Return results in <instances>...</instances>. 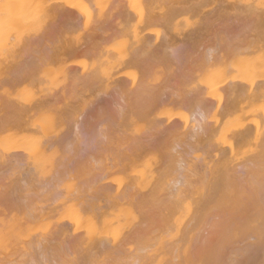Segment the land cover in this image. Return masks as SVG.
<instances>
[{"label":"bare ground","instance_id":"6f19581e","mask_svg":"<svg viewBox=\"0 0 264 264\" xmlns=\"http://www.w3.org/2000/svg\"><path fill=\"white\" fill-rule=\"evenodd\" d=\"M105 11L112 18L120 13L122 21L117 16V23L125 24L128 31L144 33L128 34V38L137 37L129 45L130 38H121L127 33L121 26L122 36L117 39L109 41L107 33L108 39L101 36L106 48L94 41L97 49H87L84 40L80 41L85 42L83 48L75 40L77 46H69L68 40L76 39L69 32L67 46L55 38L66 46L60 49L59 62L56 48L58 53L51 58L57 57V63L46 59L51 55L48 50L56 46L53 43L43 52L45 58L38 57L52 63L35 66L31 61V69L41 66L40 71L24 75L25 54L32 55L26 53L28 45L45 21H61L68 29L83 23L88 31L94 19V24L105 22ZM159 19L165 25H159ZM182 23L184 30H179ZM214 23L227 24L226 29L242 26L235 45H226V36L213 31ZM103 26L98 28L104 31ZM160 29L166 31L163 37ZM77 31L79 35L83 28ZM91 36L85 39L93 41ZM141 46L151 47L152 54L143 53L145 47L138 54ZM99 47L106 53L111 47L112 53L104 54L110 58L114 51L148 59L155 54L159 61L162 57L168 67L162 61L152 64L153 57L145 63L157 71L169 68V75L165 70L158 72L168 76L163 80L172 79L173 88L163 91L164 95L155 90L157 94L153 80L150 83L143 73L150 76L151 72L150 80L157 83L156 75L151 78L156 70L149 72L151 65L140 67L144 59L139 57V64L133 61L145 70L139 74L140 68L129 64L132 60L126 63L135 59L131 57L122 61L132 68L121 63V70L125 69L117 73L115 65L117 77L113 78V71V79L104 77L108 81L104 85L111 80L110 91L98 83L101 93L91 99L95 91L90 85L100 82L99 75L104 76L103 66L108 64ZM40 51L34 50L35 54ZM126 67L133 70L129 72L133 75L128 74L135 79L143 75L142 83L135 80L130 86L132 77L122 73ZM90 74L97 75V80L92 75L89 82ZM39 77L43 84L36 82ZM80 79H87L82 80L86 85L81 82L85 87L78 83ZM135 83L143 87L138 99L146 98L144 107L143 100L135 99L143 107L140 111L137 102L134 108L128 98L134 92L129 94V88L138 91ZM40 84H46L45 88ZM124 84L129 87L127 95L125 86L120 90ZM58 86L69 88L73 96L60 89L70 98L64 95V101L71 100L68 108L60 102L67 115L52 101V90H59ZM165 86L156 89L162 92ZM41 88L52 89V97L48 93L52 99L45 96L44 100ZM87 89L93 92L89 102L85 101ZM79 92L87 94L81 97L87 103L82 107L77 106ZM63 94L55 96L59 99ZM123 100H129L124 102L131 103L136 113ZM71 110L78 116H72ZM58 124L64 129L54 133ZM0 264H264V0H0Z\"/></svg>","mask_w":264,"mask_h":264},{"label":"rangeland","instance_id":"374dc122","mask_svg":"<svg viewBox=\"0 0 264 264\" xmlns=\"http://www.w3.org/2000/svg\"><path fill=\"white\" fill-rule=\"evenodd\" d=\"M111 9H112V8H111ZM113 10H114V9H113ZM109 11H110V10H109ZM109 11H105V14H103V13H104V11H103L102 14L104 15V19L102 18L103 16L100 17V18L103 19L102 21H105V22H102V21H101L103 24H99V23L94 24V23H93L94 21H95V23L97 22V20L94 19L93 22H91L90 24L87 25V27L90 25V26L87 28L89 32H88L87 30H85V27H86V26H84V27L82 26L83 23H82V25L80 24L81 27H80L79 24H78L77 28H78V27H79V28H78V29H77V28H74V29H75V30H74L73 28H69V29H68V27H65L63 23H60L61 21L59 22L58 20H55V19H53L54 22L51 21V20H49V19H48L49 21H47V23H46V21H45V23H43L42 26L34 32V33L36 34V36L34 35V36H32V37L35 38V39L33 40V38L31 37V38H32L31 40H32L33 42L30 40V42H32V43H30L31 45H30V44L28 45V49H29V51L27 50L26 53H27V52H30V55H31V54H32V55H31V57H30V56L28 57V54H25V59H24V60H26V61H23V62H24L26 65H24V63L22 64V65H23V68H24V66H26V67L24 68V71H23L24 75L26 74L25 76H27L28 73H29L28 75H31V74H33L34 72H35L34 74L37 73V71L39 70V68H40L41 66L38 68V70H37V67H35V66H36V65H39V64H40L39 62H41V64L44 65V63L48 61V60H40V61H38V57H39V56H42L41 58H45V57H43V56H44L46 53L43 55V52H46V50L51 49V47H54V44H55L56 46H57V44H58V46L60 45V48H59V47H56V46L54 47V49L52 48L53 50H52V49H51V50L53 51V53H51V52H52L51 50H48V51H49L48 54L50 53L51 55H48V56H50V58H49V57H46V59L48 58L50 61H52L54 64H56V63H57V61H56L57 57H56V59H55V57H54V58H51V56H52L55 52H56L55 54H57V53H58V52H57V51H58L57 49H59V53H58L59 55H58V54H57V55L54 54L55 56H58V62H59V60H60L61 57H62V54H61V53H62V51H63V49H62L61 51H60V49L66 47L67 44H69L68 41L70 42V40H71V44H70L69 46H71V45H72V46H77V45H74V43H73L74 40H75V41H76L75 44L78 43V44H79L78 46H80V47L82 46V48L84 47L83 44H84L85 42L87 43V45H89V46L86 45L85 48H87V47H89V48L93 47V48H94L95 45H96V47H98L99 44H102V42H103L102 40H103V39H101V38H103V37L106 38V39H108V35H109V37H111V40H109V41H113L112 38H114V40H115V39H117L116 36H119V35L122 36V32H123V31H121V29L123 28V26H124L125 24L123 25V24H121V23H120V24L117 23V19H118V22H121V21H122V20H120V18H119V14H120V13H117V14L115 13V14H116V15H115L116 17L114 16L115 18H112V15H113V14L109 13ZM117 11H118V10L115 9L114 12H117ZM106 12H107V14H106ZM110 12H113V11L111 10ZM118 12H119V11H118ZM158 12H159V11H157V13L155 12V14H156V15L159 14V15H157V16H161V15H160L161 13H158ZM161 12H162V11H161ZM108 14L111 15L110 18L108 17V16H109ZM121 14H122V13H121ZM155 14H153V16H154ZM106 15H107V16H106ZM156 15L154 16L155 19L157 18ZM99 16H101V14H99ZM117 16H118V18H117ZM107 17H108V18H107ZM120 17L122 18L123 16L120 15ZM56 18H57V17H56ZM98 18H99V17H97V19H98ZM116 18H117V19H116ZM159 18H160V17H159ZM162 18H163V17H162ZM105 19H107V20H105ZM113 19H114L115 21H114ZM157 19H158V18H157ZM231 19H232V18H231ZM231 19H230V21H231ZM98 20H99V19H98ZM111 20H112L113 22H111ZM159 20L161 21V19H159ZM234 20H235V18L232 19V21H234ZM157 21H158V20H156L155 22H157ZM230 21H229V23H230ZM232 21H231V23H232ZM48 22H49V23H48ZM51 22H52V23H51ZM58 22H59V24H58ZM98 22H100V21H98ZM106 22H107L108 24H107ZM109 22H110V24H109ZM115 22L117 23V25L119 24V26L114 25ZM163 22H164V19H163L161 22H158V23H159V25H160V23H161V25H165V22H164V23H163ZM104 23L107 24V25L105 26ZM113 23H114V24H113ZM122 23H123V22H122ZM166 23H167V22H166ZM47 24H52V25L49 26V25H47ZM93 24H94V25H93ZM215 24H216V25H215ZM217 24H219V25H217ZM234 24H235V23H234ZM59 25H60V26H59ZM61 25L63 26V28L67 29V30L63 29V31L65 32V34H64L63 31H61V29H62V26H61ZM99 25H100V26L104 25V26L106 27V28H105L104 26L102 27V29H103L104 31L101 30V27H100V29L98 28ZM122 25H123V26H122ZM156 25L158 26V24H156ZM213 25H215V26H213V28H214L213 31H218V33H216V32H214V33H216V34L219 36V35H220L219 32H220V33L224 34V37L226 36V38H227V39H226V45H228L229 42H230L231 45H235V44H234V43L236 42L235 40H237V39H235V37L238 36V35H237L238 33H241V32L243 31V28H241L242 26H238L237 24H235V26H234L232 29H226L225 27H227V24H226V26H225L224 23H223V24H222V23H214ZM231 25H232V24H230V26H231ZM52 26H53V27H52ZM57 26H58V27H57ZM91 26L96 27V30H97V31L94 30L95 28H93V27L90 28ZM121 26H122V28H121ZM125 26H126V25H125ZM184 26H185V24L182 23V25H181L178 29H179V30H184ZM219 26H220L221 28H220ZM45 27H46V28H45ZM47 27H48V28H47ZM50 27H52L53 29H50ZM107 27H110L111 29H110V28L107 29ZM117 27H119V28H117ZM128 27H129V26H127V28H128ZM216 27L219 28L220 31L217 30ZM44 28H45V29H44ZM54 28H56L55 33H54ZM59 28H60V29H59ZM82 28H83V31H82ZM113 28H114V29L117 28L118 30L115 29V31H114ZM120 28H121V29H120ZM156 28H157V27H156ZM163 28H166V26H163L161 29H163ZM222 28H223L224 30H222ZM240 28H241V29H240ZM57 29H58L59 31H58ZM71 29H73V30H71ZM92 29H93V30H92ZM119 29H120V32H119ZM123 29H124V31L127 30V29H125V27H124ZM161 29H160V30H161ZM236 29H237V30H236ZM42 30H43V32H42ZM45 30H46V31H45ZM48 30H50V32H49ZM51 30H52L53 32H52ZM68 30H69V31H68ZM77 30H80V33H81V31H82V33L78 35V32H79V31H77ZM99 30L101 31V33H100ZM112 30H113V31H112ZM116 30H117V31H116ZM128 30H129V29H128ZM128 30H127V33H125L126 36L123 35L125 38H124V37H121V38L123 39V41H124L126 38H127V40L130 38V37L128 38V36H130V35H128V34H130L131 32H133L132 35H137L139 31H142L141 29H140V30L138 29L137 31L132 30L131 32L128 31ZM165 30H166V29H165ZM228 30H229V31L232 30V32H229ZM235 30H236V31H235ZM67 31H68V32H67ZM76 31H77V35H76ZM85 31H86V32H85ZM92 31H95L96 33H93ZM161 31H162V30H161ZM237 31H239V32H237ZM40 32H42V33H40ZM46 32H47V34H49L50 36L47 35ZM51 32H52V33H51ZM58 32H63V33H60V34H59ZM69 32H74V35H75L74 38H76V39H73V38H72V39H73V40H72V39L70 38V37H71V34H70V36L67 35V33H69ZM83 32H84L85 36H84ZM103 32H104V33H103ZM116 32H117V33H116ZM155 32H156L157 34H159L160 31L158 32L157 29H156ZM165 32H166V31H164V30L161 32V36H162V37H163V34H164ZM236 32H237V34H236ZM86 33H87V34H86ZM106 33H107L108 35H107ZM120 33H121V34H120ZM139 33H140V32H139ZM142 33H144V32L142 31ZM156 33H154V36H156V35H155ZM162 33H163V34H162ZM229 33H230V34L233 33V34L230 35ZM234 33H235V34H234ZM41 34H43V35H41ZM44 34H45V35H44ZM56 34H57V35H56ZM61 34H62V36L59 37V35H61ZM63 34H64V36H63ZM82 34H83V35H82ZM95 34H96V36H95ZM103 34H104V36H103ZM105 34H106V37H105ZM123 34H124V33H123ZM222 34H221V35H222ZM225 34H227V35H225ZM40 35H41L42 38H43V37H44V38L42 39V38L40 37ZM86 35H87V36H86ZM90 35H92L91 38H93V41H92V39H91V40L88 39V40H90V41H88L87 39H85V38H87V37L89 38ZM93 35H94V36H93ZM229 35H230L231 37H230ZM37 36H38V37H37ZM54 36H56V37H54ZM57 36H58V37H57ZM78 36H80V37L82 36L81 39H79L80 37L78 38ZM101 36H103V37H101ZM112 36H113V37H112ZM139 36H142V37H143V34H140ZM161 36H160V38H161ZM227 36H228V37H227ZM46 37H49V40H48ZM50 37H52V38H51L52 40H50ZM63 37L66 38V40H65ZM72 37H73V33H72ZM142 37H140V38H142ZM157 37H158V36H157ZM37 38H38L39 40H38ZM45 38H46V39H45ZM55 38H56V39L59 38V40L57 39V40L59 41V43L62 42V41L60 42V38H61V40L63 39V40L65 41V42L63 41V43H65L64 45H66V46L61 45V44H63V43L59 44L58 41H57ZM67 38H68V39L70 38V39L68 40ZM77 38H78V39H77ZM82 38H84V39H82ZM95 38H96V39H95ZM228 38H229V39H228ZM233 38H234V39H233ZM36 39H37L39 42H37ZM106 39H104V41H105ZM109 39H110V38H109ZM131 39H132V41H133V40H136V41H137V37L134 36V38H130V39H129V40H130V43L128 42L129 40L126 41L129 45H130V44H135V43H131V42H132ZM40 40L42 41V43H41ZM44 40H47V42L45 41L46 44H47V46L45 45ZM54 40H56L57 42H56V41L54 42ZM67 40H68V41H67ZM77 40H78L79 42H77ZM81 40H84L85 42H83V44H81V43H80ZM86 40H87V41H86ZM148 40H149V39H148ZM232 40H233V41H232ZM49 41H50V42H49ZM51 41H53V42H51ZM91 41H92V42H91ZM94 41H95L96 43L99 42V44H96ZM101 41H102V42H101ZM106 41H107V40H106ZM138 41H140V40H138ZM231 41H232V43H231ZM66 42H67V43H66ZM81 42H82V41H81ZM145 42L148 43L147 41H145ZM159 42H160V41H159ZM28 43H29V42H28ZM33 43H36V45H34ZM40 43H41V44H40ZM43 43H44V44H43ZM48 43H49V44H48ZM50 43H51V44H50ZM53 43H54V44H53ZM91 43H94V44L91 45ZM106 43H107V42H106ZM140 43H141V42H139L138 44H140ZM227 43H228V44H227ZM39 44H40V45H39ZM107 44H110V42L107 43ZM128 44H127V45H128ZM138 44H137V45H138ZM32 45L34 46V49H33V47L30 48ZM41 45H42V47L39 49V46H41ZM44 45H45V48H46V49L44 48ZM90 45H91V46H90ZM103 45H104L105 48H106V44L103 43L101 46H103ZM35 46H38V48L35 47ZM48 46H50V47H48ZM125 46H126V45H125ZM125 46L123 47V49L125 48ZM133 46H134V45H131V46H129V47H133ZM178 46H179V45H178ZM96 47H95V49H97ZM108 47H109V46H108ZM108 47H107L108 50L106 49V50H107V53H106L104 47H99L100 49L103 48L102 50H104V51H102V50L99 51V50H98V52H100L99 54H102V57H104V58H103L104 60L107 59V61H108V62L106 61V63H108V64H105V62H104V60H103V61L101 62L102 66L105 64V66H106V68H107V66L110 65V67H112L111 70H109V68H108V70H107V69L103 66V69H105V70L103 71L102 68H99L101 64H100V63L98 64V63H96V61H93L94 64H95L96 66L99 65V67H97V68H99L101 71L104 72V74H103L104 76L99 75V77L101 78V80H100V82H99V81H98L99 79L97 80V78H98L97 75L94 76V75L92 74V75H93V76H92V75L90 74V77L88 78V81H89V82H90L89 79H91V76H92V78L95 77L94 79L97 80V81L95 80L97 84L94 83L95 85H94V84L90 85V89H91V91H93V92L95 91V92H94V95H95V96L92 94L93 92H91L89 89H87V90H89V92H88L89 95H88V96H85V95H87V94H85V93L80 94L81 92H79V95H81V96L78 95V97H80V100H79V101L77 100V101L79 102L80 105H77V106H80V107H82V105L84 106L85 101L87 100L86 102H89L88 99H90V97H91L92 95H93L94 97L92 96L91 99H95V97H97V95L101 93V92L99 91V89H97V87H99V86H98L99 84H100V87L102 86V89H103V90H104V87H105V88L107 89V90H106L107 92L110 91V89H111V85H109V84H110V81H111V80L108 79V80H109V84L106 83L107 86H106V84L104 85L103 83H104V82H108L106 78H109V76H110L111 78H112L113 76H114L113 78L117 77V76H116V73L114 72L115 70L113 69V67H115V65H116V68H115V69H116V72H117L119 69L121 70V66H122V65H123V66H124V65L126 66L127 64H124V63H123V61H122L123 59H127V58H131V57H135V59H132V58H131V59H127V60H129V61L126 62V63H129V62L132 60L129 64H130L131 66L134 65V66H135L134 68H140V67H142V65H144V64L146 65V63L148 62V60L151 61L152 57H153V59H156V60H153V59H152V62H151L152 64H156V65H157V63H156L157 61H158V64H159L160 61L163 62V60H162L163 58L161 57V59H160V61H159V60H157V57H158V56H157V55L155 56V54H153V56H152V55L150 56L151 59H148V58H147V57H149V56L146 55L147 53L145 54V55H146V56H145L146 58H145L144 56H141V57H143V58H141L140 55H138L139 53L141 54V52L144 51V50H145V51H144L143 53H145L146 51H149V49H150V50L152 49V48L149 47V46H148L149 49H147L146 46H144L145 48L141 46V50H140V51L138 50V51H139L138 54H136V53L133 54L132 52H135V51H132V52L130 51V52L132 53V56H130V57H128L129 54H127V51H125V50H124V51H125L124 54H123V52H121L122 50L119 51V52L122 53V54L119 53L120 56H119L118 54H116V51H114V55H115V54L118 55V56H117V57H118L117 59L119 60V62H117V59H115L116 61L114 60V63H116V62H117V63L114 64V63H113V60H112V58H113L114 55L111 54V56H112L111 58H110L109 56H108V57L106 56L107 54L112 53V52L110 51V50H112V48H111V47L108 48ZM127 47H128V46H126V49L129 50ZM135 47H137V46L135 45ZM135 47H134V48H135ZM175 47H176V46H174V48H175ZM42 48H43V49H42ZM55 48H56L57 51H55ZM85 48H84V49H85ZM89 48H87V49H89ZM120 48H121V47H120ZM143 48H144V50H143ZM30 49H32L33 51L30 50ZM38 49H39V50H38ZM64 49H65V48H64ZM87 49H85V50H87ZM95 49H91V51L93 52V50H95ZM109 49H110V50H109ZM115 49H116V48H114V50H115ZM117 49H118V48H117ZM130 49H131V48H130ZM132 49H133V48H132ZM132 49H131V50H132ZM137 49H140V48L137 47ZM137 49H134V50H137ZM34 50H35V52L37 51V53H38V51H40V50H42V51H40L41 54H40V52H39V54H35ZM44 50H45V51H44ZM118 50H120V49H118ZM118 50H117V51H118ZM50 51H51V52H50ZM152 51H153V50H152ZM202 51H204V50L202 49ZM31 52H32V53H31ZM60 52H61V53H60ZM108 52H109V53H108ZM136 52H137V51H136ZM33 53H34V54H33ZM88 53H91L90 50H88ZM105 53H106V55L104 56ZM131 53H130V54H131ZM149 53L152 54L151 51H149ZM153 53H154V52H153ZM150 54H149V55H150ZM213 54H214V53H213ZM36 55H37V56H36ZM46 55H47V54H46ZM90 55H91V54H90ZM116 55H115V56H116ZM133 55H134V56H133ZM60 56H61V57H60ZM115 56H114V57H115ZM26 57H28V58L26 59ZM32 57H34L35 59H33ZM52 57H53V56H52ZM90 57H91V56H90ZM106 57H107V58H106ZM136 57H137V58H136ZM139 57H140L139 60H141V59L143 60V59H144V62L141 61L140 64H139V61L137 62V60H138ZM39 58H40V57H39ZM59 58H60V59H59ZM92 58H93V57H92ZM105 58H106V59H105ZM164 58H165V57H164ZM36 59H37L38 62H35ZM51 59H53V60L55 59V60L53 61V60H51ZM93 59H94V58H93ZM108 59H109V60H108ZM158 59H159V57H158ZM167 59H168V57H167ZM94 60H97V59H94ZM111 60H112V61H111ZM134 60H135L139 65H141V66L138 67L139 65L137 66V63H136V62H135V63L133 62ZM145 60H147L146 63H145ZM165 60H166V59H164V61H165ZM31 61H32V64L34 63L33 65H35V66H34L35 68H33V69H35L34 71H33V69H31V68H32V67H31L32 65L29 66L31 63L28 65V63L31 62ZM42 61H45V62H42ZM50 61H48L46 64H49ZM90 61H92V59H90ZM100 61H101V60H100ZM110 61H111V62H110ZM120 61H121V62H120ZM154 61H156V62H154ZM52 62H50V63H52ZM55 62H56V63H55ZM109 62H110L111 64H110ZM142 62H143V64H141ZM153 62H154V63H153ZM169 62H170V61H169ZM91 63H92V62H89V67H90V68L92 67V66H91ZM103 63H104V64H103ZM121 63H122V65H121ZM133 63H134V64H133ZM41 64H40V65H41ZM129 64H128L127 66H129V69H130L131 66H130ZM135 64H136V65H135ZM160 64H161V63H160ZM165 64H166V65H165ZM167 64H168L167 60H166L165 62L162 63V65H164L165 67H166V66L168 67ZM27 65H28V66H27ZM92 65H93V64H92ZM149 65H151V64L149 63V64L146 65V66L148 67ZM170 65H171V64H170ZM102 66H101V67H102ZM123 66H122V67H123ZM136 66H137V67H136ZM164 66H161V65H160V66H158V67H159V68H161V67L164 68ZM132 67H133V66H132ZM132 67H131V68H132ZM152 67H154V66H153V65L149 66V67H148V71L151 70L152 73H153V71L156 70V69H154V68H152ZM155 67H156V66H155ZM158 67H157V69H158ZM28 68H29V70H28ZM126 68H127V70H128V67H126ZM142 68H143V67H142ZM144 68L147 69L146 67H144ZM151 68H152L153 70H152ZM117 69H118V70H117ZM123 69H125V68H122V70H123ZM36 70H37V71H36ZM90 70H91V69H90ZM113 70H114V71H113ZM122 70H121V71H122ZM127 70H125V71H126L125 73H124V72H122V73L126 75V74H128L129 72H132V71H133V70H130V71L128 70V72H127ZM138 70H139V69H138ZM140 70H141V68H140ZM140 70H139V71H140ZM159 70H161L160 72H162L163 70H165V72H167V71L169 70V68H167V71H166L165 68H164V69H158V71H159ZM170 70H171V69H170ZM30 71H31V72H30ZM39 71H40V70H39ZM97 71H98V70H97ZM101 71H100V72H101ZM112 71H113L115 74H114ZM139 71H138V72H139ZM142 71H145V70L142 69V70L140 71L139 74H141ZM148 71H146V72H148ZM158 71L156 70L157 73H154L153 76L151 77V78H155V75H156V82H157V83L154 82V81H155L154 79H151V80H150V78H149V77L151 76V74H150L151 72H150V71H149L150 73L148 72L150 76H148L147 73L145 74V72H143V73H144V75H147V78L149 79V82H150V83L153 82V84H155L154 86H156V84H158L156 87L153 86V88L151 87V86H152V84H151L149 87L147 86V88H149V89L152 88V89H154V91L157 90L158 93H159V91H160V93L162 94L163 91H165L166 89L168 90V88H170V86L172 87V83H170V82H171L170 80H172V79H169V78H172V77L167 78V79H169L170 82H169L168 80H166V79L163 80V78H165V77H163V76L168 77L167 75H169V72L166 73L167 75H165V74L162 75V74H161L160 72H158ZM27 72H28V73H27ZM108 72H109V73H108ZM118 72H120V71H118ZM118 72H117V73H118ZM135 72H136V71H135ZM154 72H155V71H154ZM170 72H171V71H170ZM40 73H41V72H39L38 74H40ZM122 73H121V74H122ZM136 73H137V72H136ZM94 74H95V70H94ZM96 74H97V72H96ZM98 74H99V72H98ZM101 74H102V72H101ZM112 74H114V75L111 76ZM129 74H132V75H133V73H129ZM129 74H128V75H129ZM139 74H138L139 77L136 76L137 79H135V77H134L135 75H134V76H132V75L126 76V77H129V78L132 77V79H130V80H131V83H130V81H129V83H128L130 86L132 85V83H134L133 81H135V80H136V83H137L138 78H140V75H139ZM159 75H160V76H159ZM170 75H171V73H170ZM106 76H107V77H106ZM157 76H158V77H157ZM27 77H28V76H27ZM96 77H97V78H96ZM104 77H106V78H104ZM141 77H142V79H143L144 76L142 75ZM159 77H160V78H159ZM37 78H38V77H37ZM111 78H110V79H111ZM113 78H112V79H113ZM145 78H146V77H145ZM40 79H41V78L39 77V79H38L36 82L41 81ZM103 79H104L105 81H104ZM133 79H134V80H133ZM142 79H141V80H142ZM160 79H161V80H160ZM80 80H81V81H80ZM80 80H79L78 83H80V84L82 85L83 83H81V82H84V81L87 80V79H85V80H84V79H80ZM82 80H84V81H82ZM114 80H115V79H114ZM141 80H138V81L141 82ZM152 80H153V81H152ZM158 80H160L161 82H159ZM77 81H78V80H77ZM77 81H76V82H77ZM91 81H93V80H91ZM95 81H93V82H95ZM101 81H103V82H101ZM142 81H143V80H142ZM151 81H152V82H151ZM163 81H164V82H168V84H167L168 86H167V87L164 85V82H163ZM93 82H92V83H93ZM112 82H113V80H112ZM158 82H159V83H158ZM162 82H163V83H162ZM38 83H42V82H38ZM38 83H36V84H38ZM60 83H61V82H60ZM87 83H88V82H87ZM98 83H99V84H98ZM136 83H135V84H136ZM141 83H142V82H141ZM42 84H43V83H42ZM42 84H40L39 86H42ZM84 84L86 85L85 82H84ZM111 84H112V83H111ZM128 84H127V85H128ZM44 85L46 86V84H44ZM44 85L42 86L43 88H45ZM77 85H79V84H77ZM96 85H97V86H96ZM103 85H104V87H103ZM108 85H109L110 87H109ZM112 85H114V84H112ZM125 85H126V84L122 85V86H121L122 88H120V90L123 89V86H125ZM140 85H144V84H140ZM159 85H161V86H165L166 88H164V89L162 90V92H161V89H159V90L156 89ZM91 86H93V87L96 86V87H94V89H95V88H96V89L94 90L93 88H91ZM133 86H135V85H133ZM133 86H132V87H133ZM60 87H61V88H60ZM82 87H85V86L82 85ZM135 87H137V84H136ZM139 87H140V86L138 85V87H137V88H138V91H137V92H136L135 88H134V90H132V88H131V90H130V88L128 87V88H129V92H130L129 94H131L132 91L136 92V94H134V92H133V93L131 94V96H129L128 98H129V100L132 99L133 102L131 101V103H133L132 105L135 106L134 108H136V107L139 106L138 108H136V110H138V111H140L141 108L144 107L142 104L146 105V103H145V101H144V100L146 99L145 97H144L145 99H144L143 97L138 99V94L141 93V91H139V89H140V90H141V89L143 90V87H142V88H139ZM150 87H151V88H150ZM43 88H41V89H43ZM58 88H59V90L57 89V87H56V89H53V90L51 89V90H52V93H53V97L51 96L52 93H51V90H50V89H47L48 92L45 91V90L43 89V92L41 93V95L43 96V99H44L45 96H46L47 99H49V100L53 98L52 101H55V103L58 102L57 104H58V105L60 104V106H61V108H60L59 111H60V112L62 111L63 114L67 115V114H68V113H66L67 111L64 113V111H65L64 108H65V106H67L66 108H68L69 105L66 104V103H68V102L70 103L71 100L68 101V102H67V101L65 102V101H64V98L66 99V98H67L68 96H70L71 94H69V91H68L69 88H66V90L68 89L67 92H66L65 89L62 88V86H58ZM76 88H78V87L76 86ZM86 88H89V86H86ZM108 88H109V89H108ZM125 88H127V86H125L124 89H125ZM128 88H127V90H128ZM172 88H173V87H172ZM172 88H170V89H172ZM176 88H177V85H176ZM60 89H63V90H62L63 92L65 91V94L67 95V97H66L65 94H63V92H62ZM78 89H80V88H78ZM83 89H84V88H83ZM83 89H81V91H82V92H86V91H84L85 89H84V90H83ZM100 89H101V88H100ZM102 89H101V90H102ZM124 89H123V90H124ZM54 90H56L57 93H55L56 91H54ZM72 90H73V89H72ZM96 90H97V93H96ZM127 90L125 89V90H124L125 92L123 91L124 93H126V95L128 94V91H127ZM60 91H61V92H60ZM76 91H77V90H76ZM76 91H75V92H76ZM78 91H80V90H78ZM98 91H99V93H98ZM104 91H105V90H104ZM104 91H103V92H104ZM106 91H105V92H106ZM117 91H119V90H117ZM126 91H127V92H126ZM151 91H153V90H151ZM154 91H153V92H154ZM157 91H155V92L157 93ZM49 92H50V93H49ZM59 92H60L61 94H58ZM70 92H71V91H70ZM75 92H73V94H74ZM123 92H121V95L124 94ZM142 92H143V91H142ZM43 93H44V94H43ZM45 93H46L47 95H46ZM48 93H49V95H50L52 98L48 96ZM54 93H55V94H54ZM95 93H96V94H95ZM118 93H120V92H118ZM137 93H138V94H137ZM151 93H152V92H151ZM158 93H157V94H158ZM178 93H179V90H178ZM62 94H63V96H61V98H59V99L56 98L58 95H59L58 97H60V95H62ZM68 94H69V95H68ZM83 94H85V95H83ZM91 94H92V95H91ZM142 94H143V93H142ZM142 94H140L139 96H141ZM164 94H165V92L163 93V95H164ZM179 94H180V93H179ZM41 95H40V96H41ZM55 95H57V96H55ZM64 95H65V97H64ZM82 95H83V97L85 96V98L87 97L86 99L84 98L85 101L82 100V98H83ZM124 95H125V94H124ZM124 95H123L122 97L125 99L126 96H124ZM136 95H137V97H136ZM119 96H120V95H119ZM133 96L136 97V98H133ZM160 96H161V95H160ZM46 97H45V98H46ZM63 97H64V98H63ZM70 97H71V96H70ZM81 97H82V98H81ZM88 97H89V98H88ZM120 97H121V96H120ZM131 97H132V98H131ZM54 98H55V100H54ZM62 98H63V99H62ZM71 98H73V96H72ZM74 98H75V96H74ZM76 98H77V96H76ZM128 98H127V99H128ZM226 98H227V97H226V95H225V99H226ZM68 99H70V98H67V100H68ZM135 99H138V100H140V101L143 100V101L141 102V105H142L143 107H142V106L140 107V101H137V100H135ZM44 100H45V99H44ZM72 100H74V99H72ZM75 100H76V99H75ZM129 100H123L122 102L125 103V102H128ZM56 101H57V102H56ZM81 101H82V102H81ZM90 101H91V100H90ZM124 101H125V102H124ZM146 101H147V103H149V102H148L149 99H147ZM60 102H61L62 104H65V106L62 105ZM63 102H64V103H63ZM75 102H76V101H75ZM75 102L72 101L73 104H74ZM122 102H121V103H122ZM134 102H137L138 106H137V104L134 103ZM82 103H83V104H82ZM121 103H120V101H119V104H120V105H121ZM129 103H130V102H129ZM131 103H130L129 105H128L127 103H125V104H126L127 106H130V107H131V106H132ZM77 104H78V103H77ZM81 104H82V105H81ZM86 104H87V103H85V105H86ZM88 104H89V103H88ZM125 104H122V105H125ZM89 105H90V104H89ZM113 105H115V104H113ZM147 105H148V104H147ZM62 106H64V108H63ZM74 106H75V108H77L76 103H75ZM87 106H88V105H87ZM87 106H85V107H87ZM58 107H59V106H58ZM58 107H57V105H56V110H57ZM85 107H84L83 109H85ZM89 107H90V106H89ZM124 107H125V106H124ZM132 107H133V106H132ZM132 107H131V109H130L129 107H128V108L131 110L132 113H136L135 110H132V109H134V108H132ZM87 108H88V107H87ZM139 108H140V109H139ZM77 109H78V108H77ZM63 110H64V111H63ZM75 110H76V109H75ZM75 110H71V115L76 117V116H78L77 113H76V115H75V114L73 115V113L75 112ZM78 110H79V111H78ZM78 110H76V112H78V114H79V113H80V109H78ZM130 110H129V111H130ZM57 111H58V110H57ZM72 111H73V113H72ZM133 111H134V112H133ZM138 111H137V112H138ZM62 112H61V114H62ZM132 113H131V114H132ZM59 114H60V113H59ZM61 114H60V115H61ZM65 115H64V116H65ZM64 116H61V117H64ZM64 118L66 119V116H65ZM64 118H63V120H65ZM118 118H119V117H118ZM118 118H117V120H118ZM121 119H122V118H121ZM121 119H119V120L121 121ZM63 122H65V121H63ZM56 127H57V128H55L54 133L58 132L59 129H60V130H61L62 128L64 129V126H63V127H62V126L59 127V124H58ZM107 144H108V143H107ZM89 153H90V152H89ZM91 153L93 154L94 151H92ZM91 153H90V154H91ZM95 153H96V152H95ZM95 153H94V155H95ZM80 154H81V153H80ZM80 154H79V155H80ZM86 154L88 155L87 158H90V157H89L90 154H88V152H87ZM86 154H85V155H86ZM92 154H91V155H92ZM82 155H83V154H82ZM82 155H81L80 157H83V156H84V155H83V156H82ZM84 157H85V156H84ZM87 158H85V159L87 160ZM85 159H84V160H85ZM84 160L82 159V161H84ZM23 162H24V161H23Z\"/></svg>","mask_w":264,"mask_h":264}]
</instances>
